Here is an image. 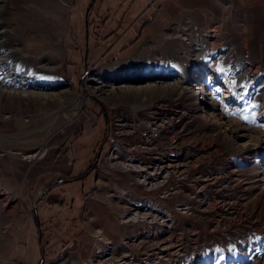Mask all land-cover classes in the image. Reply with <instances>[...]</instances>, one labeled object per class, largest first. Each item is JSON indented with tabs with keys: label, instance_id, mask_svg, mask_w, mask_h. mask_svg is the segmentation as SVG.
<instances>
[{
	"label": "rangeland",
	"instance_id": "rangeland-1",
	"mask_svg": "<svg viewBox=\"0 0 264 264\" xmlns=\"http://www.w3.org/2000/svg\"><path fill=\"white\" fill-rule=\"evenodd\" d=\"M163 1L0 0V214L23 206L27 175L31 205L102 186L145 234L124 238L138 263L264 264V0H171L162 59L91 67L111 46L97 40L137 37ZM163 116L178 120L153 140ZM141 162H166L160 184L141 183Z\"/></svg>",
	"mask_w": 264,
	"mask_h": 264
},
{
	"label": "crops",
	"instance_id": "crops-1",
	"mask_svg": "<svg viewBox=\"0 0 264 264\" xmlns=\"http://www.w3.org/2000/svg\"><path fill=\"white\" fill-rule=\"evenodd\" d=\"M159 5L161 9L157 10L141 29H139L141 20L132 23L134 27L130 28L128 33L131 29L139 30L137 37L127 38V35L121 36L119 33L113 32L112 36L104 35L97 42L91 39L95 42V48L98 50L105 47L106 44H111L105 53H101L97 61L94 59L91 67L108 77L109 74L116 75L119 72L126 74L131 69L141 66L148 57L156 58L158 61L162 59L165 56L163 51H166L167 48L163 47V40L159 37L166 31L164 21L171 12L170 7L175 8V5L171 4V0H164ZM184 5L183 8H187V4L184 3ZM162 8L163 11H161ZM117 11L113 10L114 14ZM110 15L104 25L108 24ZM125 22L123 18L119 24L117 22H112V24L116 27L120 26V29ZM150 28L157 31L156 35H149ZM96 35L98 34L95 33V37ZM126 49H130L127 57L123 58L119 55L112 59L114 58L113 53H121ZM159 51H162V56ZM118 77L121 76H116V78ZM8 100L9 98L6 101L8 102ZM26 177L19 195L23 206L7 214H0V264H95L92 261L95 248L99 246L105 249L103 245L106 241L112 244L114 256L118 259L113 264H123L121 259L127 255L130 256V259L126 258L129 260L127 263L141 264L138 263L141 254L136 252L137 249L126 245L124 238L145 239L143 236L145 234L140 232L135 236L130 229H123V225L118 220V215L124 211L122 208H126L125 205H122V203L125 204L122 197H117L119 200L115 201L112 194L113 197L110 199L106 197L105 200L104 188L96 186L90 193L83 190V196L88 194L89 196L85 198L83 204L73 207L66 205V202L69 197L74 200L75 196L79 195L78 189L69 193L61 189L54 193L52 189L47 198L66 192L64 193L66 199L63 203H56L55 200L50 202L46 198V202L41 205H37L36 201L34 202L36 205H31L32 190H29L31 179H29L30 176ZM1 185L3 186L4 183L1 182ZM35 198L37 200L39 197ZM98 232L103 235V243L100 244L96 239ZM40 255L42 258L39 260Z\"/></svg>",
	"mask_w": 264,
	"mask_h": 264
},
{
	"label": "built area",
	"instance_id": "built-area-1",
	"mask_svg": "<svg viewBox=\"0 0 264 264\" xmlns=\"http://www.w3.org/2000/svg\"><path fill=\"white\" fill-rule=\"evenodd\" d=\"M175 117L176 116H163L160 120L153 121V124H151L150 126H148V127H150V132H151L150 138H152L153 140H157V138H159V135L164 130H166L167 128H169L170 126H172L173 124L176 123V121L178 119H177V117L176 118ZM171 143H172V145H176L177 144V140H175V139L174 140H171ZM117 151H118V148H116V146L114 145V147L111 150L112 155H114V153L117 152ZM170 162H172V161L170 160ZM163 163H166V162H163ZM163 163H156V162H154L153 164H151V165L148 164L147 166L144 163H142V162H141V164L139 163V165H142V169L141 170L145 172V174L142 175V176H146V175L147 176L148 175L149 176H154V175L155 176H161L159 174V172L156 171V169H157V166H159V165H161ZM161 177L163 179V176H161ZM166 181H167V178H165V181H163V184H165ZM149 204H153V202L152 203H149ZM131 212H134V210H131ZM150 212H152V211H150ZM129 213L130 212L125 213V214H127V216L120 215L119 219H120L121 223H127L126 220L128 218ZM160 213H161V211H160ZM121 218H122V220H121ZM169 219H170V217L168 219H166V220H169ZM128 222H130V221H128ZM96 239H97L98 244L103 243V235H102L101 232H98L97 233ZM103 246H105V249H103L102 247H99V246H97L95 248V255H94V258L92 259V261L95 264H113L115 261H118V259L114 256L112 244L110 242H107L106 241V242H104V245ZM126 258L130 259V256L127 255L124 258L122 257L121 263L126 264L127 261H129ZM144 259L146 260V258H144Z\"/></svg>",
	"mask_w": 264,
	"mask_h": 264
},
{
	"label": "bare ground",
	"instance_id": "bare-ground-1",
	"mask_svg": "<svg viewBox=\"0 0 264 264\" xmlns=\"http://www.w3.org/2000/svg\"><path fill=\"white\" fill-rule=\"evenodd\" d=\"M82 105V103L79 101L76 103V106L77 107H80ZM132 167H137L135 164H132L131 168ZM162 177H152V176H148V177H144L143 179H141V183H145V184H148L149 187H155L157 184H160V180H161ZM164 179V178H163ZM125 196V194H123ZM126 197V196H125ZM132 216L134 217H131L133 218V221L135 219H138L140 218L141 216L139 214H133Z\"/></svg>",
	"mask_w": 264,
	"mask_h": 264
}]
</instances>
